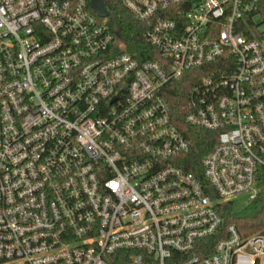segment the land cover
Returning a JSON list of instances; mask_svg holds the SVG:
<instances>
[{"label":"built area","instance_id":"obj_1","mask_svg":"<svg viewBox=\"0 0 264 264\" xmlns=\"http://www.w3.org/2000/svg\"><path fill=\"white\" fill-rule=\"evenodd\" d=\"M119 2L150 59L93 0H0V264H261L219 207L259 194L264 0Z\"/></svg>","mask_w":264,"mask_h":264},{"label":"trees","instance_id":"obj_2","mask_svg":"<svg viewBox=\"0 0 264 264\" xmlns=\"http://www.w3.org/2000/svg\"><path fill=\"white\" fill-rule=\"evenodd\" d=\"M109 25L113 33L125 43V51L132 54L140 61L148 60L146 56L149 51L148 42L144 39V28L141 23L134 19L122 6L119 0H111L109 4ZM193 149L189 153L183 165L188 171L196 173L200 169L203 158L211 152L215 141L210 140L209 134L203 131L189 130ZM259 194L256 200L250 201L241 214L233 212V202L219 207V212L225 218V225L235 224L243 236L264 234V170L261 171L258 180Z\"/></svg>","mask_w":264,"mask_h":264},{"label":"rangeland","instance_id":"obj_3","mask_svg":"<svg viewBox=\"0 0 264 264\" xmlns=\"http://www.w3.org/2000/svg\"><path fill=\"white\" fill-rule=\"evenodd\" d=\"M233 212L235 214H241L244 209L247 208L249 205V195L248 194H242L238 196L236 199L233 201ZM261 264H264V257L261 258Z\"/></svg>","mask_w":264,"mask_h":264},{"label":"water","instance_id":"obj_4","mask_svg":"<svg viewBox=\"0 0 264 264\" xmlns=\"http://www.w3.org/2000/svg\"><path fill=\"white\" fill-rule=\"evenodd\" d=\"M95 9L100 14V16H108L109 12L105 10L104 0H93Z\"/></svg>","mask_w":264,"mask_h":264}]
</instances>
